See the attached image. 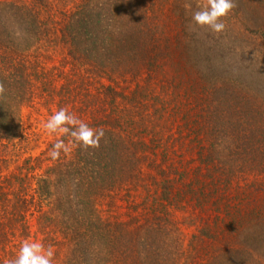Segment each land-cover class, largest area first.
<instances>
[{"label": "trees", "instance_id": "16d2710c", "mask_svg": "<svg viewBox=\"0 0 264 264\" xmlns=\"http://www.w3.org/2000/svg\"><path fill=\"white\" fill-rule=\"evenodd\" d=\"M45 1L35 2L39 5ZM165 4L167 0H85L72 15L65 17L67 19L63 20L60 28V40L68 50L75 75L66 76L64 87L68 88L66 86L78 81L76 69L84 66L88 67L86 71L91 79L110 82L112 86L102 87L103 100L99 102L97 110L103 117L92 120L95 125L100 120L101 125L110 126L112 131L105 132L98 149L83 151L77 148L67 161L61 153L60 158L55 160L54 168L44 176L36 173L42 154L32 156L27 147H21L26 138L22 135L20 111L32 102L34 81L46 79L38 75L35 63L27 58L33 44L19 48L12 32L15 33V26L19 33L26 32L30 37L36 32L45 31L38 25L37 17L26 9H23L24 12L15 9L16 15H19L16 19H20L21 23L19 20L11 23L4 16L5 11L0 10V82L6 89L0 96V264L14 256L24 239L30 238L28 217H36V235L55 234L61 238L57 242L51 236L45 239L54 241V244L66 243L73 249L84 245L93 253H101L105 248V255L110 260L118 248L121 264H139L140 261L147 264L165 263L161 256L156 255L157 245L154 241L148 244L147 249L145 247L141 258L137 256V250L129 242L133 240L134 230L123 231L119 224L102 221L101 211L98 210L102 201H112L113 204V197H110L112 191L128 180H135L140 174L138 167L142 158L139 153L147 148L143 147L142 137L149 134L144 123L151 119L145 115L148 107L144 104L149 101L154 103L153 117L156 118L160 112L156 109V103H161L162 99L153 96L152 82L157 81L160 74H165L163 61L171 60L159 44L160 37L155 36L160 25L154 24L150 17L151 13L157 19V13ZM186 59L189 61L182 56L178 60L181 66L174 67L175 79L171 84L175 90L182 84L196 82V70L187 66ZM118 81L134 84L133 90L129 93H125L124 89L118 91ZM162 81H159L160 84L165 86ZM80 83V86H84L83 79ZM49 85L44 87L50 88ZM202 100V97L194 98V102L200 106ZM207 104L206 116L209 122L215 124V128H218L216 122L227 119V116L241 128L232 134L240 172L248 169V172L257 170L264 173V107L253 101L242 88L231 86L226 89L224 84L223 88L212 93ZM209 110H212L210 114ZM138 116L142 120L135 121ZM140 127L143 129L136 132ZM156 128L157 125L153 124L151 135L156 136ZM215 128L208 134L209 137L215 134ZM117 129L123 130V133L117 132ZM205 152L200 155L203 167L195 172L194 183L198 185L203 183L202 169L208 175L212 167L216 173L219 171L217 164H214L215 147ZM26 154L27 157H24ZM10 164L14 165L12 171H9ZM171 170L176 171L173 167ZM231 173L229 175L232 177L234 173ZM217 177L221 179L222 176L218 174ZM229 179L224 181V192L230 188ZM172 184L171 180L162 182V204L153 199L154 206L159 204L160 213L167 217L170 214L166 210L173 203ZM204 184L212 185V192H219L213 178L210 183ZM146 192L149 193V190L146 189ZM244 193L237 195L239 199ZM202 202L201 211L205 215L207 201ZM242 202L241 199L240 204ZM240 204L235 207L230 201L216 205L218 212H225V215H218L212 220L202 218L196 245L210 248L214 253H229L242 238L248 241L259 235L264 243V210L246 214ZM156 221L157 226L154 230L153 225L151 231L160 233L163 225H160L159 218ZM126 237L128 241H124ZM251 251L254 252V249ZM246 252L247 256H251L248 248Z\"/></svg>", "mask_w": 264, "mask_h": 264}, {"label": "rangeland", "instance_id": "374dc122", "mask_svg": "<svg viewBox=\"0 0 264 264\" xmlns=\"http://www.w3.org/2000/svg\"><path fill=\"white\" fill-rule=\"evenodd\" d=\"M35 1L0 0V10L5 11L4 16L11 23L18 20L21 23L20 19H16V16L19 17L16 11L24 12L23 9H26L37 17L38 25L46 32H36L32 38L26 32L19 33L16 26V34L12 32L17 38L16 45L19 48L33 44L27 58L35 63L38 75L47 81H34L32 102L20 111L22 135L26 138L21 147H27L32 156L42 154L36 173L44 176L56 165V161L48 153L56 140L61 138L59 134L47 133L43 128L44 122L59 108L68 106L70 111L75 112L89 126H103L100 120L95 125L93 118L103 117L97 112L99 102L103 100L102 87L112 84L106 79H91L86 71L88 67L84 66L76 69L78 81L66 86L68 88L64 87L66 76L75 73L72 71L68 50L60 40V28L63 20L67 19L65 17L72 15L85 0H47L39 5ZM204 2L205 0H167V4L161 7V12L157 13V19L150 13L153 23H158L161 27L155 36L160 37L159 44L171 59L163 61L162 70L165 74H160L157 81L152 82L153 96L162 99L161 103H156V109L160 112L155 118L152 107L154 103L149 101L144 104L148 107L145 115L151 119L144 123L150 135L145 134L142 137L143 147L147 148L139 153L142 158L138 167L140 174L135 180H128L119 189L112 191L110 197H113V204L112 201H102L98 210L101 211L102 221L119 224L123 231L134 230L133 240L129 242L140 258L148 244L154 241L157 245L156 255L161 256L162 262H165L163 264H264V243L259 235L248 241L242 238L232 246L229 253H214L210 248L196 245L202 218L212 220L218 215H225V212H218L216 205L231 201L236 207L242 199L241 210L246 214L264 210V173H258L257 170L248 172V169L240 172V163L236 161L232 134L236 129H241L239 124L227 116V119L217 121L218 128H215V124L209 122V117L206 116L207 102L211 100L214 91L223 88V84L226 89L231 86L242 88L250 94L253 101L264 107V0H234L237 7L223 18L226 28L218 35L207 28L192 26L191 13L186 12L183 7L185 3H190L194 11ZM36 38L39 40L36 41ZM182 56L188 58L187 66L196 70V82L182 84L176 91L171 81L175 79L174 67L181 66L178 60ZM82 79L84 86H80ZM160 80H163L165 86L160 84ZM118 82V91L124 89L125 93H129L134 88V84ZM46 84H50V88H45ZM196 96L203 98L202 106L194 102ZM205 98L207 101H204ZM211 112L209 110V114ZM263 115L264 113L262 117ZM139 119L142 120L141 116L135 121ZM153 124L157 125L156 136L151 135ZM103 127L106 133L112 131L108 125ZM214 128L215 134L209 137L208 134ZM142 129L140 127L136 132ZM116 131L123 133V130ZM64 139L67 140V137ZM210 147L216 149L214 164H217L219 171L216 173V169L212 167L208 175L202 169L203 183L195 184V172L203 167V158L200 155L206 153L205 150H210ZM75 150L69 154L62 153L65 161L71 158ZM8 167L12 171L14 165L10 164ZM172 167L176 169L175 173L172 172ZM231 171L234 173L232 177L229 175ZM218 174L222 176L221 179L217 177ZM212 178L215 186L219 188L218 193L212 192V185L204 184L210 183ZM228 178L231 181L230 188L224 192ZM165 180L173 183V203L166 210L170 214L168 217L160 213V205L154 206L153 201L156 199L162 204L164 197L161 184ZM243 191L245 193L239 199L237 195ZM204 200L207 201L205 215L201 211ZM44 211L47 212L48 209L45 208ZM157 218L160 219V225H163L160 233L151 231L153 225L154 230L157 226ZM134 219L136 220L133 221ZM27 220L30 227L29 239L42 240L46 246H54L55 264H121L118 248L114 252V258L110 260L105 255V248L101 253H93L84 245L75 249L66 243L57 245L54 241L45 240L51 234L36 235V217H28ZM142 225L143 228H140ZM51 237L55 242L61 241L58 235ZM124 241H128L127 237ZM247 248L251 256H247ZM139 264L147 263L140 261Z\"/></svg>", "mask_w": 264, "mask_h": 264}, {"label": "clouds", "instance_id": "9594fccd", "mask_svg": "<svg viewBox=\"0 0 264 264\" xmlns=\"http://www.w3.org/2000/svg\"><path fill=\"white\" fill-rule=\"evenodd\" d=\"M186 12L191 13V25L195 28H207L213 34L222 33L226 24L223 18L237 7L234 0H205L197 10H192L190 3L183 5ZM6 89L0 82V96ZM43 128L49 134H59L49 150L48 155L53 159H59L61 153L69 154L74 149L83 151L98 149L100 141L105 137V128L91 127L80 119L68 106L59 108L52 113L43 124ZM67 137V140L64 139ZM56 250L53 245H45L42 240L24 239L14 256L3 260V264H55Z\"/></svg>", "mask_w": 264, "mask_h": 264}]
</instances>
